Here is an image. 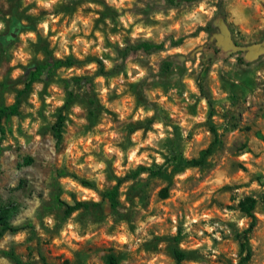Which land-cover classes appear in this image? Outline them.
Segmentation results:
<instances>
[{
  "label": "rangeland",
  "instance_id": "1",
  "mask_svg": "<svg viewBox=\"0 0 264 264\" xmlns=\"http://www.w3.org/2000/svg\"><path fill=\"white\" fill-rule=\"evenodd\" d=\"M216 3L0 0V264H264V54L207 47L264 0Z\"/></svg>",
  "mask_w": 264,
  "mask_h": 264
},
{
  "label": "trees",
  "instance_id": "2",
  "mask_svg": "<svg viewBox=\"0 0 264 264\" xmlns=\"http://www.w3.org/2000/svg\"><path fill=\"white\" fill-rule=\"evenodd\" d=\"M187 1H196V0H187ZM222 3H223V0H217L216 7H217V11H218V15H217L218 19L224 18ZM9 40H10V37H7L6 41H9ZM210 44L211 45H209L207 47L212 46V44H214V43L212 42ZM143 47L145 49H148L149 46L147 44H143ZM56 63L61 64V62H56ZM68 63H69V61H68ZM167 69H168V64H163V70L166 71ZM15 108H16L15 105H13L10 108L11 113H15ZM2 113L3 112H1V114ZM60 120L61 119L59 118L58 122H56L52 128V136L55 140V143H58L61 139V131H60L61 121ZM190 163L196 164V163H200V162L191 161ZM82 183H85L84 185H88V184H86V182H82ZM114 191H115V188H113L111 191L105 192L103 194V197L106 198V200L110 206H114V204H115V202H114ZM160 196L163 198L165 197V190H161ZM56 200L58 203L62 204V202H59L58 199H56ZM255 202H256L255 199L247 198L245 200V202L240 203L238 206L239 211L243 214V216L245 218L248 219L247 228L244 229L241 232V234L238 236V238H239L238 239L239 249H240V251H244V253H245L242 260H241V263L247 261L250 257V250L247 248V240H248V234L252 231V229L255 226V217L253 214V208H254ZM81 207H85V205L81 202H75L71 206L65 205L64 214L68 215L72 211H75ZM7 215H8V212L6 209L0 210V236L4 232L15 233V232L19 231L20 229H22V227L10 225L7 221ZM173 240L176 241V238H173ZM174 256H175L176 264H180L182 255L179 252L175 251ZM107 264H115L114 258L112 256L107 257Z\"/></svg>",
  "mask_w": 264,
  "mask_h": 264
},
{
  "label": "water",
  "instance_id": "3",
  "mask_svg": "<svg viewBox=\"0 0 264 264\" xmlns=\"http://www.w3.org/2000/svg\"><path fill=\"white\" fill-rule=\"evenodd\" d=\"M14 31L15 29H13V32L10 34V38L14 36ZM218 31L219 34H213L212 36L214 40V45L222 46L224 50L232 49L242 51L245 53L246 60H253L258 55L264 54V41L260 44H254L250 47L243 48L240 46H236L231 42L228 32L223 25H219Z\"/></svg>",
  "mask_w": 264,
  "mask_h": 264
}]
</instances>
